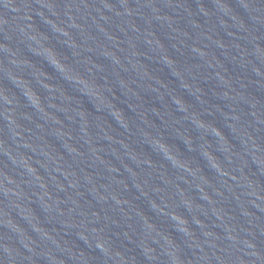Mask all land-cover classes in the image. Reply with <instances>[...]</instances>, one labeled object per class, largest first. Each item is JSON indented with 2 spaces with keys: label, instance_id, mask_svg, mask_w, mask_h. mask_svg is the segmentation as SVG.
Wrapping results in <instances>:
<instances>
[{
  "label": "water",
  "instance_id": "1",
  "mask_svg": "<svg viewBox=\"0 0 264 264\" xmlns=\"http://www.w3.org/2000/svg\"><path fill=\"white\" fill-rule=\"evenodd\" d=\"M0 264H264V0H0Z\"/></svg>",
  "mask_w": 264,
  "mask_h": 264
}]
</instances>
